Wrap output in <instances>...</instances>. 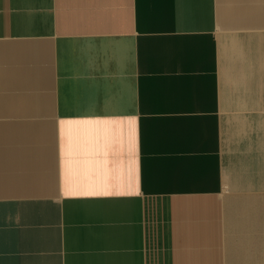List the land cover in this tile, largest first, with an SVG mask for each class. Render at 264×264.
<instances>
[{
  "label": "crops",
  "instance_id": "obj_1",
  "mask_svg": "<svg viewBox=\"0 0 264 264\" xmlns=\"http://www.w3.org/2000/svg\"><path fill=\"white\" fill-rule=\"evenodd\" d=\"M0 264H264V0H0Z\"/></svg>",
  "mask_w": 264,
  "mask_h": 264
},
{
  "label": "clouds",
  "instance_id": "obj_2",
  "mask_svg": "<svg viewBox=\"0 0 264 264\" xmlns=\"http://www.w3.org/2000/svg\"><path fill=\"white\" fill-rule=\"evenodd\" d=\"M80 194H82V195H100L101 193H99V192H84V193H80ZM103 194L109 195L111 193H103Z\"/></svg>",
  "mask_w": 264,
  "mask_h": 264
}]
</instances>
